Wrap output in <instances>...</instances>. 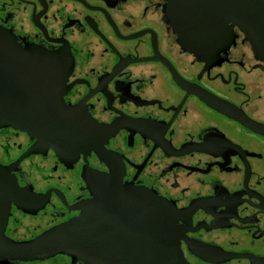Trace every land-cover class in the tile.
I'll return each instance as SVG.
<instances>
[{"label": "flooded vegetation", "instance_id": "obj_1", "mask_svg": "<svg viewBox=\"0 0 264 264\" xmlns=\"http://www.w3.org/2000/svg\"><path fill=\"white\" fill-rule=\"evenodd\" d=\"M207 3L195 10L219 5ZM167 4L0 0V27L14 37L0 40L1 93L18 94L32 75L29 88L49 107L51 65L42 79L35 53L63 48L71 61L60 132L40 137L0 123V237L35 240L97 199L93 234L104 244L99 185L86 177L113 173L174 204V234L188 264H264V57L240 28L264 25L230 21L233 38L198 53L179 41ZM112 217L110 234L121 236L126 227L116 222L132 218ZM132 232L127 227L126 252L141 253L142 232ZM106 253L115 248L0 264H105L87 255Z\"/></svg>", "mask_w": 264, "mask_h": 264}, {"label": "water", "instance_id": "obj_2", "mask_svg": "<svg viewBox=\"0 0 264 264\" xmlns=\"http://www.w3.org/2000/svg\"><path fill=\"white\" fill-rule=\"evenodd\" d=\"M197 1L209 3L210 0H168L166 16L178 33L182 45L198 53L209 43L212 47L221 48L223 44L220 41L231 40L232 27H226L230 21L264 25V0H211V2L217 1L219 5L207 3L210 10L202 14L195 10L198 8ZM213 9H218L219 12L215 14L211 11ZM240 28L253 42L257 53L264 57V27ZM0 40L7 43L6 41H13L14 37L5 28L0 27ZM35 54L34 64L42 72V79L44 65H51L50 106L46 107L42 102V96L39 97L36 91L33 92L29 88L28 83L34 78L30 75L24 80L26 85L21 86L18 94L7 95L0 92V123H11L22 130L45 137L48 135V130H52L54 134L55 131L60 132L64 128L63 115L66 107L62 95L66 89V75L70 70L71 61L69 53L63 48L38 49ZM12 98L13 102H11ZM86 181L90 186L99 185L97 190L99 207H102L106 214V218L101 220V223L109 227L107 235L100 238L104 244L97 245L94 238L98 203H96L97 199H90L86 202L84 213L80 217L49 230L35 240L12 242L1 236L0 258H25L64 249L107 247L115 248V253L89 254L87 257L93 260L102 258L104 259L102 263L105 264L113 262L115 264H188L174 234L179 229L176 207L172 202L153 190L124 183L122 177L113 173L90 172ZM114 215L132 218L131 222L127 220L116 222L126 227L121 236L117 233L110 234L111 226L115 222L112 217ZM129 226L132 227V235L134 231L142 232L141 237L137 234V240L142 239L146 242L142 245L141 253L126 252L128 236L125 234Z\"/></svg>", "mask_w": 264, "mask_h": 264}]
</instances>
